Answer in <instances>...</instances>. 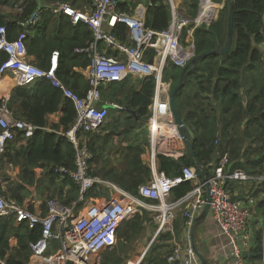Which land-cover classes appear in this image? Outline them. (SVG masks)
I'll list each match as a JSON object with an SVG mask.
<instances>
[{
	"label": "built area",
	"instance_id": "1",
	"mask_svg": "<svg viewBox=\"0 0 264 264\" xmlns=\"http://www.w3.org/2000/svg\"><path fill=\"white\" fill-rule=\"evenodd\" d=\"M168 1L172 19L164 31L146 26L147 8L144 5L127 13L119 10L118 0H93L89 11L74 8L69 3L46 5L40 2L26 20L18 23L21 31L14 40L9 39L5 26L0 27V52L7 55V60L0 66V77L10 76L16 87L23 88L43 78L52 79L76 109L74 124L68 131L60 133L75 150L74 168L62 167L56 171L73 181L78 189L76 201L64 206L52 199L46 203V214L34 213L27 206L4 196L0 168V219L11 217L18 225L26 223L30 229L42 227L40 240L30 245L29 264H100L99 254L118 244L120 226L144 213L154 219L158 228L156 239L162 234L172 236L167 264H202L193 231L197 219L208 206L209 216L219 229V237L226 239L220 263L246 264L245 252L255 247L259 205L264 201V174L253 176L241 169L227 171L230 162L227 154L219 163L209 164L206 183L195 167L183 168L181 175L175 178L159 171L158 156L178 160L187 155V149H183L185 140L174 122L170 98H163L170 87L164 81V74L169 67L185 69L191 64L197 56L195 31L216 22L224 8V4H215L213 0H199L198 14L191 17L179 11L181 0ZM45 13L68 17L73 25L83 24L93 34L92 42L75 50L77 55L89 60L86 70L88 90L84 96L56 79L59 51L53 52L48 71L29 60L26 43ZM121 26L128 30L125 41L118 39L116 34ZM152 54L153 60L150 61ZM129 77H137L142 82L153 77L156 81L152 115L148 119L150 151L147 163L152 177L139 187L137 196L115 188L113 191L118 197L109 201L96 200L90 195L103 181L92 173L93 154L86 135L99 131L108 120V108L100 106L103 87L123 83ZM0 100L1 155L6 145L18 136L33 138L37 127L15 119L8 108L9 99L0 96ZM107 105L122 109L117 104ZM184 183H190L191 190L176 199L174 190ZM243 185L255 186L256 191L243 197L239 188ZM179 219L182 227L178 235L176 222ZM260 229L264 234V222ZM54 245L58 249L50 252ZM148 250L149 247L141 257L127 264H143ZM0 264L6 262L0 260Z\"/></svg>",
	"mask_w": 264,
	"mask_h": 264
},
{
	"label": "trees",
	"instance_id": "2",
	"mask_svg": "<svg viewBox=\"0 0 264 264\" xmlns=\"http://www.w3.org/2000/svg\"><path fill=\"white\" fill-rule=\"evenodd\" d=\"M46 5L56 3H69L74 8L81 0H40ZM145 1L147 8L146 26L155 31H164L169 27L172 19L168 0H137ZM189 3L191 17H195L199 10V0H186ZM216 4H224L222 21L210 26H203L195 31L197 56L209 51H222L226 48L229 37L230 8L234 10V40L230 52L218 53L202 59L195 67L191 64L186 69L170 68V75L174 80L175 88L184 79L182 88L175 96V106L179 117L184 121L192 137L189 141L193 147L194 157L190 153L175 160L160 156L158 168L168 177L175 178L181 175L183 168L195 167L197 163L209 173V164L219 163L224 155L229 157L227 171L241 169L250 175L264 174V0H213ZM72 2V3H71ZM138 2L118 0L119 10L132 13ZM38 0H0V7L18 6L15 15H0V27L5 26L8 37L14 40L20 33L18 23L26 20L37 8ZM78 9V8H77ZM36 38L30 36L26 46L28 56L35 59L36 66L48 71L51 67L53 52L59 51L60 60L56 71V79L66 87L84 96L88 90V82L76 72V69H86L89 60L85 56L75 53L76 49L87 46L93 41V34L83 24L73 25L68 17H55L51 13L43 15L42 22L36 28ZM118 39L125 41L128 30L121 26L116 31ZM7 60V55L0 52V66ZM153 60V54L149 57ZM113 85H118L113 84ZM122 85L107 95L102 89V100H109L111 104ZM156 81L148 78L141 91L132 92L125 107L135 113L128 118V126L136 129L138 122L146 120L150 115V106L155 96ZM2 103L0 102V105ZM119 106L122 104L118 103ZM8 108L17 120H25L37 130L33 139L27 142V147L14 154L4 151L3 157L8 163H21L24 170V180L32 185L34 169L42 166L48 168L54 180L70 178L60 175L56 171L65 167L74 168L75 150L62 132L68 131L76 119L74 104L64 98L63 92L56 87L54 81L43 78L29 87H17L13 90L8 102ZM61 114L59 124L54 125L50 131L48 117ZM133 130H126L130 134ZM192 133V134H191ZM7 146V145H6ZM93 147V145L91 146ZM133 150L134 146H130ZM138 159L130 164L131 170L124 173L128 182L117 178V173L107 172L103 179L115 183L137 196L139 187L147 184L152 177V171L144 166L140 159L143 150L138 151ZM3 154V153H2ZM1 154V155H2ZM95 155V154H94ZM2 157V156H1ZM98 159V157L96 156ZM3 160V159H2ZM96 159L91 163L94 165ZM99 175L98 172H93ZM201 176V172L199 173ZM202 177V176H201ZM53 180V181H54ZM72 181V180H71ZM24 182V181H23ZM77 198L61 200V204L69 206ZM23 190V192H21ZM24 188L17 185L12 191L11 198L19 204H24ZM191 190L190 183H184L174 190L173 196L178 199ZM97 188L90 197L102 196ZM75 198V199H74ZM57 200V199H56ZM264 210V201L260 204ZM153 218L148 213L136 215L124 222L118 230V239L124 244L133 241L141 234L148 221ZM154 223V222H153ZM155 225V224H154ZM156 226V225H155ZM157 227V226H156ZM176 228L180 232L181 226ZM42 236V227L37 226L29 230L23 223L16 227L13 220L0 219V260L6 264H26L32 255L31 244L37 243ZM17 238L18 248L11 249V238ZM171 234H164L157 245H152L144 259L143 264H167L166 256L170 253ZM163 243V244H162ZM58 249L54 245L50 252ZM249 259L256 263L264 260V234L263 230L256 231V241ZM118 263L113 259L108 264Z\"/></svg>",
	"mask_w": 264,
	"mask_h": 264
},
{
	"label": "crops",
	"instance_id": "3",
	"mask_svg": "<svg viewBox=\"0 0 264 264\" xmlns=\"http://www.w3.org/2000/svg\"><path fill=\"white\" fill-rule=\"evenodd\" d=\"M38 1H39V3L42 2L40 0H38ZM129 1H133V0H129ZM181 2L182 3H180V5L183 9L184 1L182 0ZM42 3H44V2H42ZM90 3H91L90 6L89 7L85 6V9L83 11H89L92 9L93 0H90ZM137 4L142 5L143 3L138 2ZM81 7H83V6H81ZM80 10H82V9H80ZM37 33H38V31H36V29H35L31 36L36 38ZM29 60L32 64L37 65L35 59L29 57ZM59 60H60V58H59ZM170 68L172 69V67H169L164 74V81L166 83H168L170 85V87L168 89V94H165L163 98L166 100H168V98H170V103H171L172 93H173L174 89L179 85V83L182 80L178 83V85L175 88H173L174 87V80H172V78H171L170 71H169ZM86 70H87V68L86 69H76V72L81 74L87 82ZM144 82H142L137 77H129V79L127 81H125L123 83H117L118 85L111 84V85H105V87H103V92L106 90V94L109 95L112 93V90L118 88L119 85L123 86L122 90L119 89L118 91H116V93H118V94L114 98V102H112L113 104H117V105H119L118 103L122 104V106H121L122 109H116V108L108 107L107 104H109V102H110L109 100H106V101L102 100V102L100 103V106H105L108 108L109 117H108V120L106 121V122H108V124H110L113 121V124H119L122 127L128 126V124H129L128 118L131 116H134L135 113L133 111L129 110V108L125 107V104L128 102V99L131 96L132 92L141 91ZM114 84H116V83H114ZM183 84H184V82H183ZM15 88H17V87L15 86V80L12 77H10V76L0 77V92H1L0 96H1V99H9L10 100L12 92ZM1 101L2 100H0V102ZM153 101H154V98H153ZM149 109H150V115H149V117H150L152 115L151 106ZM111 111L114 114H112ZM110 113H111V115H113V117L110 116ZM132 113H134V115ZM149 117L146 120L138 122V125L136 126L137 131L141 130L143 127H147L149 130V127H150V124L148 122ZM114 118H115V120H113ZM60 120H61V114L60 113L50 115L48 117L49 127L46 130L50 131L54 125L60 123ZM174 122H175V120H174ZM175 124L178 126V124L176 122H175ZM185 127H186V125H185ZM187 131H188V129H187ZM0 133H1V128H0ZM94 133H96V132H94ZM94 133L86 135V139L90 145L91 152H92L91 146L93 144H96L98 147L99 146L98 144L101 142L100 139H98V136H100V135L95 136ZM101 133H102V130H101ZM181 133H182V136L185 140L184 145H183V149H187V153H188V151H189L188 141H189V138L192 136L190 135L189 131H188V133H189L188 137L182 131H181ZM149 135H150V132H149ZM31 139H33V138H31ZM29 140L30 139H25L23 137L18 136L15 140L10 141L7 144L6 148L8 149L10 147V149L7 150V152L11 151L14 154L18 150L21 151V149H25L28 145L27 142ZM180 145H182V143H180ZM6 148H5V150H6ZM99 149H102V148L98 147V151H99ZM92 154H93V152H92ZM3 155H4V153L2 155H0V164L3 168V172L1 169L2 179L4 182L2 192L6 198H8V195L11 198L14 195V194H12L11 190L16 188L17 185L18 186L22 185V187L25 189L24 190V202H23L24 204H22V205L27 206L30 209V211H32L34 213H41V214L47 213V206H46L47 201L46 200L50 196L52 197V196L58 195V198H60L61 200L70 199V198H73L74 196H76V198H77V191H76L75 187H73L71 185V183H72L71 179L68 181L66 178H63V180L58 178L59 180L55 181L53 176H51V174L49 173L48 168H43L42 166L34 169V176H33L34 178L31 179L33 182L32 185L26 184V181L24 180L23 165L21 163H18V164H14V163L12 164V162L8 163V159L3 157ZM160 156H158V161H159ZM168 158H170V157H168ZM180 159H182V158H180ZM180 159H178V160H180ZM104 162L105 161H103V158L100 157L98 164H96V165H100V164L103 165ZM107 165H108V167L102 169V171L96 170L99 174V175H97V177L103 181L101 186L97 187V190L99 189L100 190L99 192H102V193H104L106 190H109L111 193L115 188L118 189L120 187L119 185H117L115 183H112L106 179H103L104 176L106 175V173L110 172V169L112 168L111 164L110 165L107 164ZM197 170L200 171L199 169H197ZM119 189H121V188H119ZM121 190L125 191L124 189H121ZM21 192H23V190ZM112 194H113L112 197H118L119 196L116 191H113ZM103 195L98 196V197L103 198ZM261 213L264 214V210H262L261 206L259 205V214H261ZM8 219L13 220L16 227H18V228L21 227L20 225H18L16 223V221L13 218L9 217ZM177 223H179L180 226L182 227V221L180 219L176 222V225H177ZM256 228L259 230V225ZM29 230H34V229L29 228ZM176 231L178 232L177 228H176ZM180 232H181V229H180ZM180 232H178V233H180ZM193 240L195 242L196 249L209 262V264H222V263H220V257L222 256L223 244L225 243L226 239L219 237V229H218L216 223L214 222V220L209 215L205 221H202L199 224H196L195 233H193ZM10 245H11L12 250H15L16 248H18L17 238H15V237L11 238ZM151 246H152V244L149 246V249L151 248ZM253 248L251 247V249L248 252L247 251L245 252L246 253L245 257H244L245 263L246 264H263L264 260L262 263L261 262L256 263L253 259H249L250 255L253 252ZM137 254H138V256L141 255L140 251ZM137 257H135V258H137Z\"/></svg>",
	"mask_w": 264,
	"mask_h": 264
},
{
	"label": "rangeland",
	"instance_id": "4",
	"mask_svg": "<svg viewBox=\"0 0 264 264\" xmlns=\"http://www.w3.org/2000/svg\"><path fill=\"white\" fill-rule=\"evenodd\" d=\"M13 1L15 2L16 0H13ZM183 1H184V7L182 9L180 5L179 11L185 16L186 15L190 16L188 14V12L190 13V7H189L190 2L188 1L187 3L186 0H183ZM133 2H138V1L133 0ZM141 2L143 3L142 5H145L144 1H141ZM90 4H91L90 0H81L79 5L75 7L78 9L84 10L85 6L89 7ZM223 10L224 9H222L221 11ZM17 11H18L17 5L16 6L10 5L8 7H0V15L2 16L11 17L12 15H15ZM222 19L224 18H222V14H220L218 20L214 23L216 24L219 21H222ZM261 48H263V51H264V47L261 46ZM109 104L111 105V103ZM111 113L114 114L112 111ZM111 113H110V116L113 117ZM113 120H115V118ZM125 129L126 130L129 129L133 131L130 134H127ZM101 130H102V133H101ZM94 134L95 136L100 135L98 136V139H100L101 142L98 144L99 145L98 147L102 149H99L98 151L97 145L93 144V147H92L93 160L96 159V162L94 163V165H92V173L96 172V170L102 171V169L108 167L107 164L109 165L111 164L112 168L110 169V171L116 172L118 174L117 175L118 179L128 182V179L124 176V173H127L128 171H133L131 170L130 164H133L132 162L134 159L139 158L138 151H141V150L144 151V153L140 157V159L143 162V167L144 166L149 167L147 163V155L150 151V140H149V130L147 127H143L141 130L137 131V129H131L129 126L122 127L119 124H113V121H112L110 124L106 122V125ZM132 145L134 146L133 150L129 148ZM94 154L98 157V159L96 158ZM100 157H102L103 161L105 162L103 165L102 164L96 165L98 164ZM0 168L2 169V172H3V168L1 164H0ZM119 188L123 189L122 186H120ZM239 188L243 194L242 195L243 197L247 196L249 192L253 193L254 191H256V187L252 185H243V186H240ZM112 193L113 191L110 193L109 190H106L103 193L104 201L111 200V197L113 196ZM8 198L12 199L9 197V195H8ZM94 198L96 200L100 199V197H94ZM52 199H57L58 201L61 202V199L58 198V195H55L52 197L50 196L46 201H49ZM257 219H258V224H259V229H260V227H262L263 222H264V214L261 213L257 217ZM153 222H154V219L152 221H148L146 224V227L141 231V234L138 237H136L133 241L127 244H124V240L118 239V244L115 246V248L107 249L99 254V263L108 264L113 259H115V260H118V263L113 262V264H127V262H129L130 260H133L135 257L138 256L137 253L139 251L140 253H143V251L147 249V247H149L151 244L157 245L161 241V238L164 234H162L159 238L157 237L156 239L158 228L154 225L155 223ZM177 234L179 235L178 232ZM150 249L148 250V252L150 251ZM168 250L171 251V246L170 248H168ZM141 255H139L138 257H141ZM29 262L30 260L26 264H29Z\"/></svg>",
	"mask_w": 264,
	"mask_h": 264
},
{
	"label": "water",
	"instance_id": "5",
	"mask_svg": "<svg viewBox=\"0 0 264 264\" xmlns=\"http://www.w3.org/2000/svg\"><path fill=\"white\" fill-rule=\"evenodd\" d=\"M233 40H234V10H233V7L231 6V8H230V18H229V37H228V43H227L226 48L224 50H222V51H216V50L215 51H209V52H206V53H204L202 55L196 56L193 59V61L191 62V66L195 67L202 59H204V58H206L208 56H211V55H214V54H218L220 52L223 53V54H226V53L230 52V50L232 48V45H233ZM183 82H184V79L179 83V85L174 89V91L172 93L171 109H172V113H173V117H174L175 122L178 124L180 130L188 137L189 133H188L186 127H185L184 122L179 117L178 112L176 110V106H175V96H176L177 92L182 88ZM132 114L134 115V113H132ZM188 145H189V148H190V153L194 157L193 147H192L190 141H188ZM197 166L199 167V170L201 172V176H202V179H203L204 183H206L207 182V179H206L207 171L204 168H202L199 163H197ZM206 187L208 188V185H206ZM209 210L210 209H209V206H208L205 209V211L198 218L197 224H199L200 222L205 221L207 219V217L209 215ZM193 233H195V229H194ZM199 256H200V260L202 261L203 264H209V262L200 253H199Z\"/></svg>",
	"mask_w": 264,
	"mask_h": 264
},
{
	"label": "bare ground",
	"instance_id": "6",
	"mask_svg": "<svg viewBox=\"0 0 264 264\" xmlns=\"http://www.w3.org/2000/svg\"><path fill=\"white\" fill-rule=\"evenodd\" d=\"M213 2H214V1H213ZM214 3H215V2H214ZM215 4H216V3H215ZM188 67H189V66H188ZM188 67H187V68H188Z\"/></svg>",
	"mask_w": 264,
	"mask_h": 264
}]
</instances>
